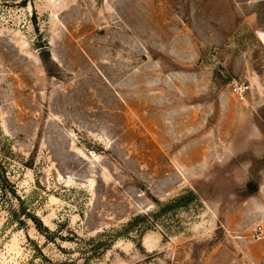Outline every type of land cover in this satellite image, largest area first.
Wrapping results in <instances>:
<instances>
[{
  "label": "rangeland",
  "instance_id": "obj_1",
  "mask_svg": "<svg viewBox=\"0 0 264 264\" xmlns=\"http://www.w3.org/2000/svg\"><path fill=\"white\" fill-rule=\"evenodd\" d=\"M263 28L264 0H0V264H264Z\"/></svg>",
  "mask_w": 264,
  "mask_h": 264
},
{
  "label": "trees",
  "instance_id": "obj_2",
  "mask_svg": "<svg viewBox=\"0 0 264 264\" xmlns=\"http://www.w3.org/2000/svg\"><path fill=\"white\" fill-rule=\"evenodd\" d=\"M39 54H40V58L44 64V66L46 67V71H47L48 75H51L52 74L51 68H52L53 62H52V58H51V54H50L49 49L47 47H41ZM220 77L222 78L223 76L220 75ZM252 192H254V190ZM35 220H37L36 225L39 228V230L43 231L44 229H46L45 227H42L43 224L41 223L40 220H38V219H35ZM43 232H46V231H43Z\"/></svg>",
  "mask_w": 264,
  "mask_h": 264
},
{
  "label": "built area",
  "instance_id": "obj_3",
  "mask_svg": "<svg viewBox=\"0 0 264 264\" xmlns=\"http://www.w3.org/2000/svg\"><path fill=\"white\" fill-rule=\"evenodd\" d=\"M234 92L243 99L246 91L248 90V86L246 84H235L233 88Z\"/></svg>",
  "mask_w": 264,
  "mask_h": 264
},
{
  "label": "bare ground",
  "instance_id": "obj_4",
  "mask_svg": "<svg viewBox=\"0 0 264 264\" xmlns=\"http://www.w3.org/2000/svg\"><path fill=\"white\" fill-rule=\"evenodd\" d=\"M261 37H262V39H263V41H264V33L261 35Z\"/></svg>",
  "mask_w": 264,
  "mask_h": 264
}]
</instances>
